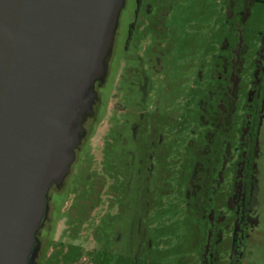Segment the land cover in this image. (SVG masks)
I'll return each instance as SVG.
<instances>
[{
    "label": "rangeland",
    "instance_id": "rangeland-1",
    "mask_svg": "<svg viewBox=\"0 0 264 264\" xmlns=\"http://www.w3.org/2000/svg\"><path fill=\"white\" fill-rule=\"evenodd\" d=\"M142 3L149 7L140 9L138 24L127 40L121 36L133 18L134 0H125L120 12L114 63L123 72L107 84V109L88 140L89 149L85 148L92 172L103 179L97 203L82 225L60 226V236L62 214L56 215L54 242L41 264H200L198 256L205 247L214 255L207 264H264V117L254 139L255 189L246 213L255 221H247L237 261L229 257L235 217L226 202L238 152L236 129L246 101L241 93L252 78V56L264 28V0ZM236 21L246 48L242 52L244 81L239 84L227 133L233 159L226 165L214 198L197 209L195 196L187 195V188L198 154L208 144L199 100L216 84L214 71L231 62L229 48L234 44ZM121 40L124 50L116 47ZM133 122L136 129L129 131ZM131 132L135 133L132 139ZM117 135L128 136L126 147L132 145L131 140L143 142L130 168L124 164L119 169L113 158ZM212 141L215 152L221 140L215 136ZM149 164L150 170L144 172L141 166ZM142 174L146 176L143 182L138 179ZM66 192L62 209L70 203ZM116 224L122 236L110 254L107 240Z\"/></svg>",
    "mask_w": 264,
    "mask_h": 264
},
{
    "label": "water",
    "instance_id": "water-1",
    "mask_svg": "<svg viewBox=\"0 0 264 264\" xmlns=\"http://www.w3.org/2000/svg\"><path fill=\"white\" fill-rule=\"evenodd\" d=\"M125 0H0V264H33Z\"/></svg>",
    "mask_w": 264,
    "mask_h": 264
},
{
    "label": "flooded vegetation",
    "instance_id": "flooded-vegetation-1",
    "mask_svg": "<svg viewBox=\"0 0 264 264\" xmlns=\"http://www.w3.org/2000/svg\"><path fill=\"white\" fill-rule=\"evenodd\" d=\"M146 6L147 3L143 5L142 0H134L133 18L127 24L121 36L123 40L124 38H126V40L130 38L138 24V12L142 8L144 10ZM240 14L245 13L240 11ZM119 19L120 14L117 26L119 25ZM234 26L235 31H233L235 40L233 46L229 48L232 55L231 62L228 65L225 64L219 71H214L212 79L216 80V84L211 88H207L202 98L199 100L201 119L208 127L206 132L208 144L207 147L201 151V154H198L195 169L188 182L187 188V195L192 194L195 196V205L197 209L201 208L206 200L210 201L214 198L223 180V172L225 171L226 165L229 159H233L227 140V133L231 131L233 115L236 109L235 105L240 95L239 84L244 81H242L241 75L243 71L242 52L246 48L240 34V22L236 21ZM115 35L110 53L106 56V64L100 74V79L97 85L94 86V101L90 112L87 113L85 117L83 130L81 132V141L75 150V160L71 165L70 173L66 181L59 186V188L52 189L51 191L49 221L38 232V250L33 264H41L48 254V250L54 242L56 224L59 223L56 216L59 212L62 214V225H58V228H60L58 236H60L63 231L61 228L62 226H70L71 223L76 222L78 226L82 225L85 219L90 216L95 203H97L96 195L101 189L103 179L92 172V160L88 156V151H86L85 148L87 150L89 149L88 140L107 109V84L111 81L113 76L114 78L116 76L115 80L117 77L120 78L123 72L122 68L120 66L116 67L114 63V55L116 53L115 45L117 43ZM259 35H261V40L258 42V47L252 56L253 69L250 73L252 78L247 83V88L241 93L246 101L240 125L236 129L238 135V147L236 149L238 152L234 161L232 184L226 195L227 205L235 217L229 245V257L232 261H237L242 255L240 245L242 246L243 243L247 221L249 220L250 222L249 215L246 213L250 211V202L253 199V190L255 189L253 185L255 176L253 156L256 155L254 139L256 130H258V126L261 124L264 117V28L259 31ZM123 40H121L120 43L118 42L120 45L117 44V49L120 46L119 49L123 48L124 50L125 41L122 44ZM156 63L157 61H154V63H150V65L155 66ZM119 71H121L120 74L118 73ZM131 126L132 127H129V131H135L137 126L136 123L133 122ZM130 136L131 139L134 138L135 133L131 132ZM215 136H218L221 142L218 150L212 152L211 145L214 143L212 139ZM106 139H109L108 135ZM127 142L128 136L123 137L122 135H117L115 139L112 155L113 158H115V162H118L119 169H122L124 164L129 168L130 166L132 167L135 163V151L138 150V146L143 145L142 141L138 143L131 140L132 145L126 147ZM110 148L111 146H107L108 150ZM118 156L122 158L120 161L116 159ZM146 157H148V153H146ZM141 167L145 172L147 169L150 170L151 166L149 164L148 166L142 165ZM138 179H141V182H143L146 180V176L143 174L141 176L139 175ZM64 184L65 186L63 187ZM61 187L63 189L59 190ZM64 190H67L69 192H66L68 193L67 195H70V203L66 209L60 208V204L64 198ZM142 200L143 199H141L140 204H142ZM112 228V233H110L107 240L109 246L106 248L107 252L110 254L113 253L119 238L122 236L117 224L113 225ZM213 256L209 247H205L204 253L201 252L198 256L199 263L207 264L213 259ZM104 264H108V262Z\"/></svg>",
    "mask_w": 264,
    "mask_h": 264
},
{
    "label": "trees",
    "instance_id": "trees-1",
    "mask_svg": "<svg viewBox=\"0 0 264 264\" xmlns=\"http://www.w3.org/2000/svg\"><path fill=\"white\" fill-rule=\"evenodd\" d=\"M255 175H256V172H255ZM254 183H255V176H254ZM253 185H254V184H253ZM251 201H252V200H251ZM251 212H253V213L255 214V210L252 209ZM249 218H250V217H249ZM250 220H251V222L255 221V217H254V218L251 217ZM244 236H245V235H244Z\"/></svg>",
    "mask_w": 264,
    "mask_h": 264
}]
</instances>
